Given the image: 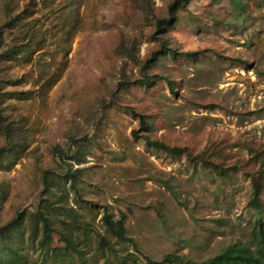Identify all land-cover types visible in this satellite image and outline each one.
Instances as JSON below:
<instances>
[{"label": "rangeland", "instance_id": "obj_1", "mask_svg": "<svg viewBox=\"0 0 264 264\" xmlns=\"http://www.w3.org/2000/svg\"><path fill=\"white\" fill-rule=\"evenodd\" d=\"M171 1L0 0V109L13 125V141L0 129V226L26 216L13 264H145L169 252L202 260L252 237V176L264 170V0H191L161 32L154 15ZM27 4L32 14L9 30ZM16 34L30 52L5 55ZM162 42L177 54L152 61L145 86L144 63ZM133 110L147 115L143 133L227 172L140 140ZM46 196L60 218L73 207L77 251L57 232L49 245L36 240L29 219ZM106 211L125 217L138 249L114 238L99 248Z\"/></svg>", "mask_w": 264, "mask_h": 264}, {"label": "trees", "instance_id": "obj_2", "mask_svg": "<svg viewBox=\"0 0 264 264\" xmlns=\"http://www.w3.org/2000/svg\"><path fill=\"white\" fill-rule=\"evenodd\" d=\"M190 1L191 0H172L168 5V14L166 16L154 15L157 30L165 32L171 26H174L178 18V12L185 8ZM147 11L150 12L151 10ZM22 14H25V16L32 14L28 4L24 6L21 13L14 14L6 22V26L9 30H12V28L15 26V23L22 18ZM3 27L4 26L0 27V41H3L4 39ZM19 38L20 37H18L17 34L11 37L7 43V47L4 50L5 55L12 56L14 53H17V51L20 53L23 52L24 54L30 52V48L28 47L29 44H22L20 45L19 49H17V41H20ZM165 54L176 56L177 51L168 46L167 43L162 42L161 46L153 51L152 55L144 63L142 70V75L144 78L140 81L143 85L150 86L153 84L155 80L154 75L147 73L146 69L149 67L152 61L158 60ZM184 54L197 55L198 51H185ZM164 78L172 85V81L169 78ZM10 82H15V79H10ZM1 95L2 94L0 92V100ZM132 112L137 114L139 118L140 129H134L133 133L139 137L140 140H143L145 143L156 149L169 152L173 156L178 157L185 154L190 158H199L201 159V164L216 168L217 170L225 173L227 172L225 171V167L220 166L218 163L212 161L204 155L192 154L187 147L171 145L164 140L152 138L149 133H143L149 131L150 129L147 115L134 110ZM4 121L5 118L2 115L0 109V129L5 132L9 141H13L12 122L5 123ZM18 146L19 145H14V147ZM11 147L13 148V146ZM5 150L6 149L2 148V151ZM252 186L253 197L249 201V206L256 213L255 224L252 231L253 235L248 241H233L227 246L223 247L216 254L202 260L192 259L185 254L169 252L164 254V256L160 259L146 257L145 264H264V200L260 198V194L263 192L264 187V170L252 176ZM50 196L42 198V202L40 203L38 209L31 213V218L29 219L30 222H32L31 219L35 220L41 231L40 237L36 240L39 241L42 246L49 245L53 240V233L57 232L60 237L64 239L67 247L77 251V226L75 225L77 219L76 215L72 212L73 207H68V209L65 211L66 215L60 218L59 206L55 205L54 202H51ZM25 218V214H20L5 225L0 226V241L3 244V251H6L7 255H9V258L11 259L10 264L20 261V253L14 241H17L20 236L23 237L24 235L21 229L24 227V225H26ZM56 219L60 220L59 227L55 226ZM101 220L107 235L100 233L98 234L100 238V249L107 250L110 247V243L113 238L115 241L130 243L134 248L138 249L133 237H131L127 232L125 217L123 215L115 218L113 213L106 211L102 215ZM127 262L128 261L126 259L121 260L122 264H129ZM0 264H3L2 261H0Z\"/></svg>", "mask_w": 264, "mask_h": 264}]
</instances>
